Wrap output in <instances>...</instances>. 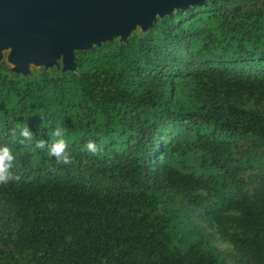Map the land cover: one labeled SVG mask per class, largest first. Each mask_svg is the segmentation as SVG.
<instances>
[{
  "label": "trees",
  "instance_id": "trees-1",
  "mask_svg": "<svg viewBox=\"0 0 264 264\" xmlns=\"http://www.w3.org/2000/svg\"><path fill=\"white\" fill-rule=\"evenodd\" d=\"M245 1L75 51L74 71L0 72V264H227L192 212L264 264V111L237 104L264 101V0Z\"/></svg>",
  "mask_w": 264,
  "mask_h": 264
},
{
  "label": "water",
  "instance_id": "water-1",
  "mask_svg": "<svg viewBox=\"0 0 264 264\" xmlns=\"http://www.w3.org/2000/svg\"><path fill=\"white\" fill-rule=\"evenodd\" d=\"M206 0H0V57L20 73L30 62L61 58V71L75 70V51L113 38L124 41L136 25L152 27L156 18Z\"/></svg>",
  "mask_w": 264,
  "mask_h": 264
},
{
  "label": "rangeland",
  "instance_id": "rangeland-1",
  "mask_svg": "<svg viewBox=\"0 0 264 264\" xmlns=\"http://www.w3.org/2000/svg\"><path fill=\"white\" fill-rule=\"evenodd\" d=\"M261 2L262 0H248L245 1V4L254 3L255 5H259ZM177 10H181V9H177V8L173 9L171 13ZM145 31L146 30H143L139 25H136L133 29L129 31L128 36H130L132 33H138L142 35L145 33ZM116 39H119V37H116ZM8 52H9V48H3L1 50L0 72L3 71L11 77H18V76L33 77L43 72H47L52 75L62 72L61 58L53 57L52 62L50 64H44L43 62H39V63L30 62L27 64V71H26L27 73L25 74L20 73L19 71L15 70L14 65L7 60ZM237 104L245 109L264 111V101L260 103H256L251 99L242 97L241 99H239ZM198 215L199 214L197 212H192L190 214L191 221L197 227V229L202 233V235L206 238L209 244H211L217 250H220L221 252L224 253L227 264H243L241 262H238V260L236 259L237 255L235 254L231 244L226 240H223L219 236L214 223L208 221L205 216H198ZM4 250L6 252H12V250L9 247L6 248L4 247Z\"/></svg>",
  "mask_w": 264,
  "mask_h": 264
},
{
  "label": "clouds",
  "instance_id": "clouds-1",
  "mask_svg": "<svg viewBox=\"0 0 264 264\" xmlns=\"http://www.w3.org/2000/svg\"><path fill=\"white\" fill-rule=\"evenodd\" d=\"M56 137L60 136L59 129L57 132L53 134ZM45 142L43 140L38 141L36 144V148L43 149ZM87 147L92 148L91 142L87 145ZM67 148V143L63 138H59L54 140L48 148V154L50 156H54L56 158L57 163L68 164L71 162L70 156L65 152ZM11 150L5 148L0 150V183H7V180L10 179V175L8 173V169L11 166V161L14 159L12 155H10Z\"/></svg>",
  "mask_w": 264,
  "mask_h": 264
}]
</instances>
